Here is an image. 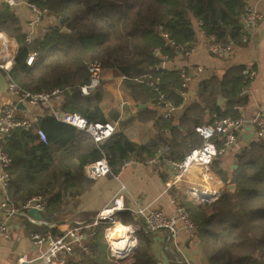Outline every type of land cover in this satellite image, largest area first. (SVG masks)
Listing matches in <instances>:
<instances>
[{
	"label": "trees",
	"instance_id": "trees-1",
	"mask_svg": "<svg viewBox=\"0 0 264 264\" xmlns=\"http://www.w3.org/2000/svg\"><path fill=\"white\" fill-rule=\"evenodd\" d=\"M29 1L46 9L57 22L26 42L12 10L6 3L0 9V29L20 43L12 77L22 89L32 93L60 89V111L80 113L89 122H110L118 114L109 118L102 108L104 78L91 94L81 91L89 80L87 63L98 61L104 71L124 77L122 88L136 107L151 101L162 108L156 100L158 87L172 107L182 106V112L176 119L158 116L151 107L138 111L136 120L153 121L156 128L143 144L131 140L123 130L97 144L89 134L61 122L52 112L42 116L38 125L47 136L46 143L34 131L16 129L8 139L0 140V150L11 158L7 194L14 205L42 195L47 200L44 220L56 222L71 198L89 186L91 180L84 174L88 163L106 158L116 173L125 160L145 163L162 148L166 158L180 160L202 145L197 126L216 118L242 120L240 109L249 102L244 90L253 80L247 65L231 66L221 76L201 81L196 95L186 103L183 93L189 96L190 90L184 86V75L193 78L198 68H162L158 53L171 60L196 44L195 20L207 37L215 38L214 43L246 45L245 0ZM63 27L71 33H63ZM32 52L38 55L29 65ZM217 145L221 150L222 141ZM237 159L230 181L236 186L233 192L225 189L217 201L203 206L187 197L181 201L198 226L197 238L207 264H264V139L255 140ZM117 216L124 225L134 223L127 210ZM94 217L87 216L85 223ZM48 227L35 226L34 232H46ZM109 227L102 223L88 228L89 253L77 250L74 256H64L65 264H159L152 250V232L144 230L137 232V244L127 257H113L106 237Z\"/></svg>",
	"mask_w": 264,
	"mask_h": 264
},
{
	"label": "crops",
	"instance_id": "crops-1",
	"mask_svg": "<svg viewBox=\"0 0 264 264\" xmlns=\"http://www.w3.org/2000/svg\"><path fill=\"white\" fill-rule=\"evenodd\" d=\"M245 2L256 7L262 13L263 19L256 26L245 24L247 43L244 46L232 45L234 53L231 57H218L210 51L211 40L200 29L199 20H195L197 29L196 44L184 53L178 52L173 59L161 63V67L165 69L198 68L196 76L188 82L190 91L189 96L185 97L186 103L190 102L192 97L196 95L193 92H196L201 81L213 75L221 76L229 67L234 65H247L250 68L253 80L248 89L249 102L245 108L240 109L243 122L239 127L237 140L230 146L221 148L220 155L209 169L194 167L185 174L181 184L171 188H167L166 183L173 173L170 166L172 159L166 158L165 148L160 149L163 153L154 164L138 162L135 165L121 168L116 173L112 171V174L91 180L82 194L71 198L69 206L60 214L56 222L47 223L43 218V212H40L41 220H37L29 214V211L30 217H27L23 214L8 215L0 209V226H5L10 232L9 238L0 236V264H18V259L22 256H26L30 260L36 259L40 251L32 244L30 239L35 226H49L46 232L59 237V234H63L75 222L85 223L87 216H95L119 192L121 186L125 187L124 202L127 208L135 209L139 203L142 207L150 210L162 209L168 214H173L176 199L182 201L183 197H187L195 202L188 195L187 187L194 186V188H198L201 186L196 185H203L208 192L217 191L221 194L233 184L230 181L237 168V158L256 140V118L259 115L264 117V1L245 0ZM5 3L4 0H0V9L4 7ZM8 7L20 21L26 36L33 33L34 38H37L57 22L53 15L38 18L31 9L23 5L17 8ZM8 36L12 46L17 51L20 47L19 41L11 34H8ZM187 51L189 52L187 53ZM7 63L8 56L0 39V65ZM111 78L118 79L119 82L107 83V81H111ZM104 80L105 93L102 108L106 116L111 118L113 115L118 114L117 119H110V122L116 124V131L123 130L136 143H146L156 133L154 122H140L134 118L138 111L143 108H139V105L136 107L135 103L124 92L121 87L122 77L114 75L111 71H104ZM8 81L6 71L0 68V114L7 106H15L20 116L35 114L44 116L51 112L48 107L20 101L16 95L10 92ZM61 99L62 94L55 101L54 105L56 107ZM124 100H127L128 104L122 106ZM20 103L24 108L18 107ZM152 103L150 101L145 104L147 105L145 108L151 107L157 110L158 116H163L164 108H159ZM219 104L223 106L224 102L219 101ZM181 112L182 106L176 109L173 116H176L177 119ZM242 126L243 128H241ZM217 142H220V140H217ZM2 171L3 168L0 164V174ZM206 174L211 179L207 178ZM115 175H118V178ZM231 190L233 192L235 189ZM4 194L5 192L0 186V201L5 197ZM20 205L22 204L17 206ZM127 212L130 211L127 210ZM133 224L137 226L136 234L144 230L141 222L134 220ZM151 235L153 239L152 250L159 262L165 264H207L201 252L198 238H192L185 230H181L177 236H171L167 231L152 232ZM36 263H39V261H36Z\"/></svg>",
	"mask_w": 264,
	"mask_h": 264
},
{
	"label": "built area",
	"instance_id": "built-area-1",
	"mask_svg": "<svg viewBox=\"0 0 264 264\" xmlns=\"http://www.w3.org/2000/svg\"><path fill=\"white\" fill-rule=\"evenodd\" d=\"M8 6L11 8H17L21 5L31 9L36 16L43 17L48 15L46 9L39 8L36 4L30 2L29 0H4ZM264 1V0H263ZM263 19L262 13L253 5L247 3L245 5V12L243 14V20L247 26H256ZM166 36V35H165ZM0 39L2 40L6 54L8 56V63L1 64L0 68L4 69L8 76V88L11 93L17 96L20 101L26 102L31 105H42L48 107L51 112L63 123L69 124L76 127L77 129L89 134L94 141L99 144L103 141L109 139L116 132V124L112 122L102 123V122H89L87 118L82 116L77 112H65L60 111L54 105L55 101L61 96L62 91L60 89H55L47 92L32 93L22 89L13 79L12 72L14 70L16 61V50L11 44V40L6 32L0 29ZM34 39L33 33L26 36V42H31ZM211 45L210 51L222 58H229L234 53V48L232 45H220L214 43V37H210ZM172 45H175L171 41ZM189 51H187L188 53ZM37 52H32L27 60L29 65L32 64L34 59L37 57ZM162 61L169 60L166 55H161ZM87 70L89 74L88 82L82 86L81 91L83 95H89L95 91L102 83L104 69L100 62L90 61L87 63ZM186 78V83L184 86L188 87V82L191 78L184 75ZM124 77H122V80ZM154 85V82H150ZM157 91V102L164 108L163 116L164 118H171L176 111V108L172 107L165 99L164 93L156 87ZM244 92H248L245 89ZM187 96V92L183 93ZM128 104L127 100L122 102V106ZM41 115H26L20 116L18 109L15 106L5 107L0 114V140L8 139L16 129H25L27 131H34L40 141L46 143L47 136L45 132L38 127L41 119ZM243 122V121H242ZM241 121L234 120L230 117L216 118L212 123H206L196 127V131L203 138V143L201 146L193 148L190 150L182 159L170 161V166L173 169L170 179L166 183L167 188H171L181 184L184 180L185 174H187L194 167H202L204 169H209L216 158L220 155V148L217 145V140L222 141L223 148H226L233 144L237 140V133ZM256 125V140L264 139V117L259 115L255 120ZM162 151L151 159H148L145 163L154 164L159 156L162 155ZM11 163V158L4 151L0 150V164L3 168L0 174V186L5 192L4 198L0 201V209L6 212L8 215L23 214L30 217L28 211L31 208L37 209L39 212H45L47 206V200L42 195H36L29 201L23 203L20 206L14 205L10 202V198L7 194V188L9 184V173L7 168ZM135 158H130L125 160L122 168L132 166L137 164ZM85 176L90 179H98L103 176L112 174V168L106 158H102L93 162L88 163L84 167ZM118 178V175H115ZM206 177L211 179L209 175ZM198 188L194 186L187 187L188 195L195 201L196 205L211 204L218 200L220 197V192H208L203 185ZM124 191L125 187L121 186L119 192L112 198V200L102 208L95 215L94 219L90 223L75 222V224L69 226L65 232L59 236L55 237L50 232H34L31 234L30 239L32 244L39 249V256L30 260L26 256H22L18 259V264H65L64 256H74L76 251L79 250L82 253H89V246L87 244L88 233L87 229L90 227H96L99 224H109L110 227L106 229V237L111 245V255L116 259H123L127 257L137 244L136 230L137 226L134 224L124 225L118 219V214L122 211L129 210L134 217V220L141 222L144 231L146 232H157V231H167L171 236H177L181 230L191 236L192 238L197 237L198 226L190 218L189 212L186 207L182 204L181 200H175V212L173 214H168L162 209L150 210L148 208L142 207L139 203L135 209H129L124 202ZM122 224L124 232L120 241H113L112 236L114 233L118 232V225ZM128 237L127 246L121 250L117 248L114 244L116 242L121 243L125 238ZM0 236L9 238L10 232L5 226H0ZM123 239V240H122ZM39 261V263H36ZM159 264H165L164 262H159Z\"/></svg>",
	"mask_w": 264,
	"mask_h": 264
},
{
	"label": "water",
	"instance_id": "water-1",
	"mask_svg": "<svg viewBox=\"0 0 264 264\" xmlns=\"http://www.w3.org/2000/svg\"><path fill=\"white\" fill-rule=\"evenodd\" d=\"M60 22H63V18L60 19ZM61 31H62L63 33H71V31L68 30V29L65 28V27H63ZM193 93L195 94L196 92H193ZM18 107H19V108H22V107L24 108V106H23L21 103L19 104ZM145 107H147V105H140V106H139V108H145ZM241 128H243V126H242ZM235 188H236L235 184H232V185L229 186L228 190L232 192L231 189H235ZM29 214H30L32 217H34L35 219H37V220H41L40 212H39L37 209H35V208H31V209L29 210ZM121 237H123V236H122V233L118 231V232H116V233L113 234V236H112V240H113V241H120Z\"/></svg>",
	"mask_w": 264,
	"mask_h": 264
},
{
	"label": "bare ground",
	"instance_id": "bare-ground-1",
	"mask_svg": "<svg viewBox=\"0 0 264 264\" xmlns=\"http://www.w3.org/2000/svg\"><path fill=\"white\" fill-rule=\"evenodd\" d=\"M212 182V181H211ZM117 231H119V232H124V229H123V225L122 224H119L118 225V228H117ZM124 240L121 242V243H118V242H116L114 245L115 246H117V248H121V250H123L126 246H127V244H128V237H127V235H125L124 236Z\"/></svg>",
	"mask_w": 264,
	"mask_h": 264
},
{
	"label": "rangeland",
	"instance_id": "rangeland-1",
	"mask_svg": "<svg viewBox=\"0 0 264 264\" xmlns=\"http://www.w3.org/2000/svg\"><path fill=\"white\" fill-rule=\"evenodd\" d=\"M103 78H104V75H103ZM108 82H114V83H117V82H119L118 81V79H115V78H111V81H107V83ZM121 87H123V83L121 84ZM238 121H241L242 122V120H238ZM257 130V129H256ZM221 195V194H220ZM109 246H110V251H111V245L109 244Z\"/></svg>",
	"mask_w": 264,
	"mask_h": 264
}]
</instances>
